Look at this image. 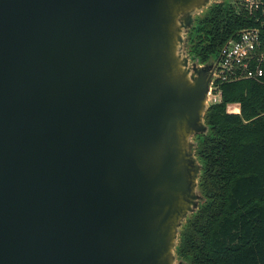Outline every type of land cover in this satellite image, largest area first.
<instances>
[{"label":"water","instance_id":"95a60500","mask_svg":"<svg viewBox=\"0 0 264 264\" xmlns=\"http://www.w3.org/2000/svg\"><path fill=\"white\" fill-rule=\"evenodd\" d=\"M226 0H0V264H189Z\"/></svg>","mask_w":264,"mask_h":264},{"label":"trees","instance_id":"16d2710c","mask_svg":"<svg viewBox=\"0 0 264 264\" xmlns=\"http://www.w3.org/2000/svg\"><path fill=\"white\" fill-rule=\"evenodd\" d=\"M235 4H214L197 19L189 34L194 60L218 59L243 29H261L264 41V0L251 14ZM221 89V102L205 116L209 133L196 138L205 202L186 221L177 254L189 264H264V76ZM230 105L240 112L230 113Z\"/></svg>","mask_w":264,"mask_h":264},{"label":"built area","instance_id":"2783aa9c","mask_svg":"<svg viewBox=\"0 0 264 264\" xmlns=\"http://www.w3.org/2000/svg\"><path fill=\"white\" fill-rule=\"evenodd\" d=\"M241 7L250 14L256 13L263 8L262 0H242ZM260 18L264 19V8ZM261 23L264 25V20ZM263 76L262 31L259 28L243 29L235 38L227 41L220 50L209 92L210 105L221 102L222 85L246 80L260 81Z\"/></svg>","mask_w":264,"mask_h":264},{"label":"rangeland","instance_id":"374dc122","mask_svg":"<svg viewBox=\"0 0 264 264\" xmlns=\"http://www.w3.org/2000/svg\"><path fill=\"white\" fill-rule=\"evenodd\" d=\"M226 1H231V2L236 3L235 5L237 6V9H238V8H240V6H241V1H242V0H226ZM237 108L239 109V106H238V105H230V106L228 107V111H229L230 113H236L235 111H236ZM239 111H240V109H239Z\"/></svg>","mask_w":264,"mask_h":264},{"label":"bare ground","instance_id":"6f19581e","mask_svg":"<svg viewBox=\"0 0 264 264\" xmlns=\"http://www.w3.org/2000/svg\"><path fill=\"white\" fill-rule=\"evenodd\" d=\"M235 112H236V113H239L240 111H239V109L237 108Z\"/></svg>","mask_w":264,"mask_h":264}]
</instances>
